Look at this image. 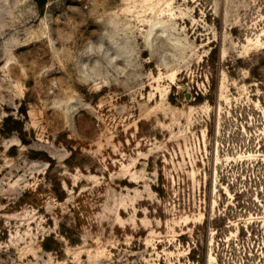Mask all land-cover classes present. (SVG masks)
Wrapping results in <instances>:
<instances>
[{"label": "rangeland", "instance_id": "1", "mask_svg": "<svg viewBox=\"0 0 264 264\" xmlns=\"http://www.w3.org/2000/svg\"><path fill=\"white\" fill-rule=\"evenodd\" d=\"M0 264H264V0H0Z\"/></svg>", "mask_w": 264, "mask_h": 264}, {"label": "trees", "instance_id": "2", "mask_svg": "<svg viewBox=\"0 0 264 264\" xmlns=\"http://www.w3.org/2000/svg\"><path fill=\"white\" fill-rule=\"evenodd\" d=\"M38 2L41 4V6H44V4L46 3V0H38ZM205 223H206V225H207L208 221L206 220ZM45 246H46V244H45ZM46 248H50V247L46 246ZM194 253H195V252H194V250H193V252H191V258H192L193 260H195V258H196ZM204 256H206V253H205Z\"/></svg>", "mask_w": 264, "mask_h": 264}]
</instances>
